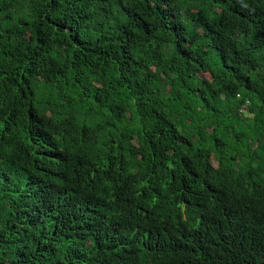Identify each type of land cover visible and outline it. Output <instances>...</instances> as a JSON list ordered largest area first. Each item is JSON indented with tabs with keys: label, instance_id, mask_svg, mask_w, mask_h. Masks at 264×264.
I'll return each instance as SVG.
<instances>
[{
	"label": "trees",
	"instance_id": "1",
	"mask_svg": "<svg viewBox=\"0 0 264 264\" xmlns=\"http://www.w3.org/2000/svg\"><path fill=\"white\" fill-rule=\"evenodd\" d=\"M0 264H264V0H0Z\"/></svg>",
	"mask_w": 264,
	"mask_h": 264
}]
</instances>
